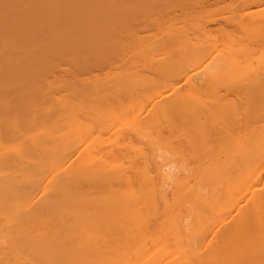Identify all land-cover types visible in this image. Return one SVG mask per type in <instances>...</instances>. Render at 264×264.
<instances>
[{
	"label": "bare ground",
	"instance_id": "obj_1",
	"mask_svg": "<svg viewBox=\"0 0 264 264\" xmlns=\"http://www.w3.org/2000/svg\"><path fill=\"white\" fill-rule=\"evenodd\" d=\"M0 264H264V0H0Z\"/></svg>",
	"mask_w": 264,
	"mask_h": 264
}]
</instances>
